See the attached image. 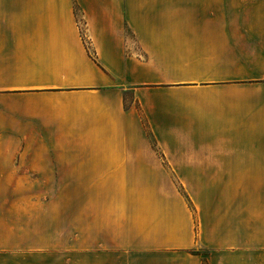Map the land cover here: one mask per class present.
Segmentation results:
<instances>
[{
	"label": "crops",
	"instance_id": "obj_1",
	"mask_svg": "<svg viewBox=\"0 0 264 264\" xmlns=\"http://www.w3.org/2000/svg\"><path fill=\"white\" fill-rule=\"evenodd\" d=\"M58 245L264 264V0H0V264Z\"/></svg>",
	"mask_w": 264,
	"mask_h": 264
},
{
	"label": "rangeland",
	"instance_id": "obj_2",
	"mask_svg": "<svg viewBox=\"0 0 264 264\" xmlns=\"http://www.w3.org/2000/svg\"><path fill=\"white\" fill-rule=\"evenodd\" d=\"M254 43L252 42H243V44L239 45V48H253ZM238 48V47H237ZM153 135V134H152ZM152 140H156L154 136H152ZM178 188H181V185L177 182H173ZM25 184H30V182H25ZM63 245L56 246L55 251V264H96L95 260V252L93 251L92 254L89 255L86 259H81L78 255L72 256L71 261L68 260L65 251L63 250Z\"/></svg>",
	"mask_w": 264,
	"mask_h": 264
}]
</instances>
